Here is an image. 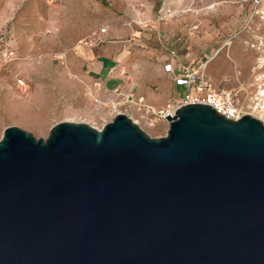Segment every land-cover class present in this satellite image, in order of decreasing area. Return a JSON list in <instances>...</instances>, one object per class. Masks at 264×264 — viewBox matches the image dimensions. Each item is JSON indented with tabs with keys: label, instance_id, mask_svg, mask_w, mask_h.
<instances>
[{
	"label": "water",
	"instance_id": "water-1",
	"mask_svg": "<svg viewBox=\"0 0 264 264\" xmlns=\"http://www.w3.org/2000/svg\"><path fill=\"white\" fill-rule=\"evenodd\" d=\"M0 137V264H264V125L204 104Z\"/></svg>",
	"mask_w": 264,
	"mask_h": 264
},
{
	"label": "rangeland",
	"instance_id": "rangeland-1",
	"mask_svg": "<svg viewBox=\"0 0 264 264\" xmlns=\"http://www.w3.org/2000/svg\"><path fill=\"white\" fill-rule=\"evenodd\" d=\"M202 1L218 5L181 22L182 26L191 21L197 24L196 31L187 38L189 58L206 59L205 74L211 86L225 92L241 116L249 115L264 125V0ZM132 2L143 3L146 11L155 5L154 0ZM128 3L129 0H0V32L11 34L17 46L16 59L0 69V137L7 127H16L35 139L45 138L53 125L65 121L99 129L116 113L128 117L150 138L165 134V122L147 126L118 98L112 100L107 95L109 108L94 107L95 90L89 91L80 76L67 70L68 64L74 63V47L81 46L91 33L107 27V37L116 39L112 37L115 20ZM136 60L134 66L140 61L152 64L144 73L157 81L146 83L145 88L155 95L166 92L172 82L155 69L154 59L140 55ZM136 68L128 71L136 75L143 72ZM120 74L130 83L126 69H121ZM16 79L26 84L24 92L15 88ZM163 104L162 101L153 107Z\"/></svg>",
	"mask_w": 264,
	"mask_h": 264
},
{
	"label": "crops",
	"instance_id": "crops-1",
	"mask_svg": "<svg viewBox=\"0 0 264 264\" xmlns=\"http://www.w3.org/2000/svg\"><path fill=\"white\" fill-rule=\"evenodd\" d=\"M154 3L155 5L152 4L150 9L146 11L143 3L129 0L127 8H122L121 16H118L115 20L116 24L112 37L116 39L107 37L106 27L105 41L102 44L93 48L80 45L74 47V63L70 62L67 70L80 76L89 85V91L95 90L97 95L93 99L108 102L109 98L112 100L118 98L120 103L124 105L123 98L131 93L132 100L141 98L147 107L155 111L163 107L167 101L180 95V89L174 86L171 75L163 70V65L167 62V54L162 50L159 42L164 41L170 48L174 49L180 62L193 61L189 58L187 38L196 31L190 30V26L194 22L191 21L185 26L181 25L186 17L192 19L193 16L185 15L182 18L157 24L154 22V10L158 5V0H154ZM211 4L218 5L215 2ZM205 5L209 4L202 1L200 6ZM120 6L119 4L118 7ZM133 47H137V49L135 50ZM133 49L135 52H133ZM139 54L154 59L155 69L172 82L166 92L155 95L151 90L145 88L146 83H156L157 80L156 77L144 73L147 65L152 64L140 61L134 66L137 63L136 58L140 56ZM8 63L10 62L2 63L0 69ZM131 67L140 68L143 72L139 75L132 74L128 71ZM123 68L127 71L130 83L125 81L120 74ZM159 83L162 85L161 81ZM114 89H118L120 94L113 95L112 91ZM162 101L164 102L163 105L153 107ZM124 106L139 118V114L132 106L129 104Z\"/></svg>",
	"mask_w": 264,
	"mask_h": 264
},
{
	"label": "built area",
	"instance_id": "built-area-1",
	"mask_svg": "<svg viewBox=\"0 0 264 264\" xmlns=\"http://www.w3.org/2000/svg\"><path fill=\"white\" fill-rule=\"evenodd\" d=\"M201 4L202 0H158V5L154 10V22L159 24L163 21L182 18L185 15L196 17L203 11L208 12L214 9L212 4L200 6ZM196 28V23L190 26V30H196ZM105 34L106 27H101L98 31L91 33L86 41H82L81 46L96 47L105 41ZM159 44L167 54V62L163 65V70L171 75L174 86L180 89L181 94L177 98L167 101L163 107L155 111L147 107L141 98L132 100L131 93L127 94L123 98V103L132 106L139 114L140 121L152 127L157 121L165 122L164 117L166 115L172 116L178 107L187 104L208 105L218 114L231 120H237L241 117L233 106L230 97L225 92L217 91L211 86L205 74L206 59L200 58L190 62H180L174 49L170 48L164 41H160ZM15 59L16 42L14 37L9 33L0 32V65ZM14 85L21 92L26 90V84L22 79H16ZM112 94L119 95L120 92L118 89H114ZM92 102L94 107L109 108V104L104 100L93 99ZM113 117L105 120L101 127Z\"/></svg>",
	"mask_w": 264,
	"mask_h": 264
},
{
	"label": "bare ground",
	"instance_id": "bare-ground-1",
	"mask_svg": "<svg viewBox=\"0 0 264 264\" xmlns=\"http://www.w3.org/2000/svg\"><path fill=\"white\" fill-rule=\"evenodd\" d=\"M264 14V13H263Z\"/></svg>",
	"mask_w": 264,
	"mask_h": 264
}]
</instances>
